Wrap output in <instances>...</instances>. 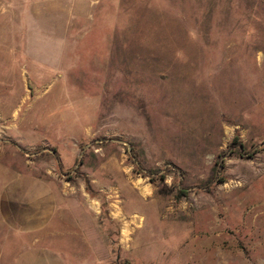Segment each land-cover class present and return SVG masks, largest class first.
Here are the masks:
<instances>
[{
	"label": "rangeland",
	"instance_id": "374dc122",
	"mask_svg": "<svg viewBox=\"0 0 264 264\" xmlns=\"http://www.w3.org/2000/svg\"><path fill=\"white\" fill-rule=\"evenodd\" d=\"M18 174L65 212L0 264H264V0H0Z\"/></svg>",
	"mask_w": 264,
	"mask_h": 264
},
{
	"label": "crops",
	"instance_id": "0c3cea01",
	"mask_svg": "<svg viewBox=\"0 0 264 264\" xmlns=\"http://www.w3.org/2000/svg\"><path fill=\"white\" fill-rule=\"evenodd\" d=\"M64 198L45 177L11 176L0 191V225L13 235L46 232L63 217Z\"/></svg>",
	"mask_w": 264,
	"mask_h": 264
},
{
	"label": "trees",
	"instance_id": "16d2710c",
	"mask_svg": "<svg viewBox=\"0 0 264 264\" xmlns=\"http://www.w3.org/2000/svg\"><path fill=\"white\" fill-rule=\"evenodd\" d=\"M231 145H232V147H235V148L239 149V150L241 151L242 154H244V152L246 151V150L244 149V144H243L242 142H240V140H238V138H235V139H234V142H233ZM54 153L56 154L57 151L54 150ZM254 153H255V152H254ZM248 154H249L248 157H252V155H254V154H250L249 152H246V155H248ZM57 158H58V157H57ZM58 159H59V158H58Z\"/></svg>",
	"mask_w": 264,
	"mask_h": 264
},
{
	"label": "water",
	"instance_id": "95a60500",
	"mask_svg": "<svg viewBox=\"0 0 264 264\" xmlns=\"http://www.w3.org/2000/svg\"><path fill=\"white\" fill-rule=\"evenodd\" d=\"M117 142H119V143H122V144H125V145H127V146H129L126 142H123V141H117ZM129 151L131 152V148H130V146H129ZM52 152V151H51Z\"/></svg>",
	"mask_w": 264,
	"mask_h": 264
}]
</instances>
